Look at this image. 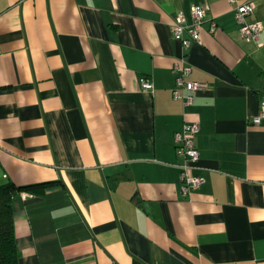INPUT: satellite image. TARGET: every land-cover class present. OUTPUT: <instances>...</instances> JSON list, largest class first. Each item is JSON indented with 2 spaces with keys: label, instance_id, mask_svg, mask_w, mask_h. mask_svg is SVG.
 <instances>
[{
  "label": "crops",
  "instance_id": "obj_1",
  "mask_svg": "<svg viewBox=\"0 0 264 264\" xmlns=\"http://www.w3.org/2000/svg\"><path fill=\"white\" fill-rule=\"evenodd\" d=\"M253 2L258 42L227 0H0V181L52 182L12 197L18 264H264ZM194 4L183 50L173 23ZM179 64L207 84L188 106L171 95ZM193 121L204 181L185 194L173 134Z\"/></svg>",
  "mask_w": 264,
  "mask_h": 264
},
{
  "label": "built area",
  "instance_id": "obj_2",
  "mask_svg": "<svg viewBox=\"0 0 264 264\" xmlns=\"http://www.w3.org/2000/svg\"><path fill=\"white\" fill-rule=\"evenodd\" d=\"M232 7L235 19L238 23V32L241 39L258 42L262 24L258 20H247V17L254 13L255 5L253 0H227ZM207 7L201 4H194L190 7L191 22L187 24L182 13L175 16L172 35L179 40L183 50H186L193 41H198L204 21ZM216 24L210 23V32H214ZM179 73L175 78V85L171 95L174 100H180L184 106L192 104L194 93L207 87L205 82L189 79L191 69L189 66L179 64ZM139 84L144 90H152V82L147 77H141ZM264 118V94L260 96L258 111L250 121L258 124ZM199 130V122L185 123L181 130L173 134L174 148L177 155L181 156L183 163L180 165L179 181L181 190L188 194L198 188L204 181V177L194 172L199 159V152L195 146L194 137ZM5 177V175L3 176ZM1 183V181H0Z\"/></svg>",
  "mask_w": 264,
  "mask_h": 264
},
{
  "label": "trees",
  "instance_id": "obj_3",
  "mask_svg": "<svg viewBox=\"0 0 264 264\" xmlns=\"http://www.w3.org/2000/svg\"><path fill=\"white\" fill-rule=\"evenodd\" d=\"M52 182L16 186L11 182L0 183V264H18L19 252L15 244V228L12 215V197L22 190L42 192Z\"/></svg>",
  "mask_w": 264,
  "mask_h": 264
}]
</instances>
